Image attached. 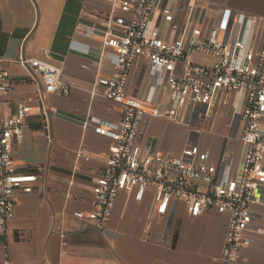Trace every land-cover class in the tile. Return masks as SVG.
<instances>
[{
    "label": "crops",
    "instance_id": "1",
    "mask_svg": "<svg viewBox=\"0 0 264 264\" xmlns=\"http://www.w3.org/2000/svg\"><path fill=\"white\" fill-rule=\"evenodd\" d=\"M190 1L170 0L178 8L181 27ZM210 25L244 13L260 20L264 29V0H199ZM122 0H0V57L7 59L13 91L4 98L2 112L13 115L18 104L33 108L24 137L15 143L14 159L20 172L36 173L29 193L16 194L15 216L0 236V264H223L222 247L228 215L207 210L192 218L185 205L176 203L167 216L157 214L160 197L148 189L142 201L128 187L116 199L108 226L99 230L77 212L93 209L92 189L107 169L111 139L99 133L103 122L117 123L119 104L94 95L96 79L115 71L112 49L104 44L107 33L118 35ZM102 52V54H101ZM35 58L59 66L69 93L42 92L39 75L17 63ZM193 59L210 58L195 53ZM97 88V87H96ZM127 93L145 103L147 114L138 143L168 156L197 145L196 162L219 164L225 155L236 171L241 160L240 118L221 94L207 115L204 111L188 126L157 114L147 98L168 106V94L155 84L147 60L129 72ZM254 219L243 247L232 264H264V184L252 205Z\"/></svg>",
    "mask_w": 264,
    "mask_h": 264
},
{
    "label": "built area",
    "instance_id": "2",
    "mask_svg": "<svg viewBox=\"0 0 264 264\" xmlns=\"http://www.w3.org/2000/svg\"><path fill=\"white\" fill-rule=\"evenodd\" d=\"M121 10L129 15L116 19L122 32L104 37L115 58V71L98 77L92 93L119 104L122 114L117 123L99 126V133L112 141L107 169L92 189V211L77 212L76 217L103 230L121 191L133 187L135 199L142 201L148 189H155L160 216H167L178 202L192 218L207 210L227 214L221 261L232 264L251 244V207L264 184V29L260 34V20L244 13H231L220 27L212 26L202 15L205 7L199 0L188 3L181 27L176 22L179 10L170 0H122ZM195 53L211 61L197 62ZM141 60L151 64L155 84L168 94L167 107L153 98L145 102L156 105L157 114L171 121L190 126L202 111L208 114L221 94L226 104L231 95L240 97L239 105H233L242 144L236 171L229 155L219 164L196 162L197 145L168 156L138 143L147 107L128 95L127 83L130 70ZM7 61L0 57V236L7 234L15 216L17 192H31L38 179L36 173L20 172L14 159L15 143L23 139L33 108L20 103L13 115L3 114L4 98L13 91ZM16 62L40 76L42 92L69 93L72 86L63 79L61 67L27 57Z\"/></svg>",
    "mask_w": 264,
    "mask_h": 264
},
{
    "label": "rangeland",
    "instance_id": "3",
    "mask_svg": "<svg viewBox=\"0 0 264 264\" xmlns=\"http://www.w3.org/2000/svg\"><path fill=\"white\" fill-rule=\"evenodd\" d=\"M222 25V22L221 21H219V22H217L216 24H215V27H220Z\"/></svg>",
    "mask_w": 264,
    "mask_h": 264
}]
</instances>
